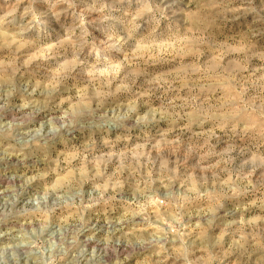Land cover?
I'll return each mask as SVG.
<instances>
[{"label":"rangeland","instance_id":"1","mask_svg":"<svg viewBox=\"0 0 264 264\" xmlns=\"http://www.w3.org/2000/svg\"><path fill=\"white\" fill-rule=\"evenodd\" d=\"M0 264H264V0H0Z\"/></svg>","mask_w":264,"mask_h":264}]
</instances>
